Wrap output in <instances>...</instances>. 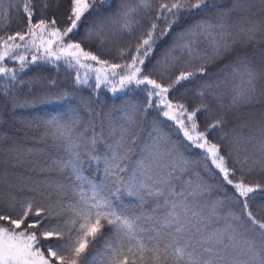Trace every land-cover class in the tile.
I'll return each mask as SVG.
<instances>
[{
  "label": "snow or ice",
  "instance_id": "obj_1",
  "mask_svg": "<svg viewBox=\"0 0 264 264\" xmlns=\"http://www.w3.org/2000/svg\"><path fill=\"white\" fill-rule=\"evenodd\" d=\"M58 3L0 0V96L13 110L40 101L68 108L35 121L44 129L41 140L50 143L26 152L44 156L32 169L43 179L18 177L13 183L0 172V264H264V0H233L229 8L214 0H119L106 14L99 9L112 8V0H67L57 18L48 13ZM213 8L215 16L206 15ZM20 13L23 29L9 34L13 15ZM93 13L84 35L73 39ZM177 27L172 43L148 67L157 44ZM109 35L131 42L117 46L114 55L104 53L110 58L84 47L97 40L102 46ZM250 45L251 52L235 51ZM233 52L217 78L195 92L200 103L176 99L185 83L207 73V63ZM37 62L73 69L74 83L94 95L101 85L113 94L142 87L143 102L114 115L96 112L92 97L73 106L74 94L67 91L21 99L19 85L56 84L20 78ZM206 96L218 102L219 118H210ZM245 107L258 112L226 130L225 113ZM153 110L169 130L156 120L145 127ZM198 114L206 116L203 125ZM172 128L187 147L201 150L199 161L184 154ZM6 151L22 155L18 146ZM92 163L102 172L99 180L86 174ZM201 171L219 182L209 183ZM17 191L31 195L18 198Z\"/></svg>",
  "mask_w": 264,
  "mask_h": 264
},
{
  "label": "trees",
  "instance_id": "obj_2",
  "mask_svg": "<svg viewBox=\"0 0 264 264\" xmlns=\"http://www.w3.org/2000/svg\"><path fill=\"white\" fill-rule=\"evenodd\" d=\"M119 0H112V8H104L101 7L99 11L101 13H107L109 11L115 10L118 5ZM216 4L220 6V8H229L232 5L233 0H214ZM67 7V0H59L58 7L54 6L53 10L50 11L49 15H55L57 18L63 16L65 9ZM216 9H209L206 15L215 16ZM96 13L92 15H88L83 23L80 25L78 33L73 37V39H79L84 35L85 29L90 26V22L95 16ZM233 19H235V14L233 15ZM190 23H194L195 20H190ZM25 24V19L22 13L18 15H13L11 19L10 26L7 27V32L9 34L22 30ZM184 22H182L183 26ZM180 31V27L174 28L173 32L161 40L152 55L150 61H146V65L151 67L152 64L161 56V53L164 51L172 43V38L176 32ZM139 33H137L138 35ZM131 42V38L127 36H117L112 37L109 35L104 44L101 46L99 40L95 41L91 45L85 44L84 47L95 52L97 55H101L102 58H110L105 56L104 53L111 51L113 55L115 54V49L117 46L123 47L127 46V44ZM205 45L202 42L201 47L203 48ZM261 48H264V44L260 45ZM235 51H239L243 53L244 51H252V46L250 45L248 49L237 48ZM235 58V52L232 54H226L222 58L218 60H213L206 64L207 73L202 77L198 75L195 80L190 83H185L184 87L180 88L178 93H174L176 99H187L190 104L192 103H200L199 98L195 95V92L199 89L200 85L205 81H212L217 78V73L221 68H223L226 64H228L231 60ZM9 67H17L18 62H7ZM183 69V64L179 65L175 69L176 75L179 74V71ZM147 70V69H146ZM81 74L85 71L84 69H80ZM75 71L60 64L59 67L56 65L47 63V62H37L35 64H31L28 68H26L22 73H20V78L24 81L32 80L36 77L43 78V84L47 85L49 81L54 80L56 82L55 86L51 88L42 87L40 84H22L18 86L17 95L21 99H28L30 101L37 100L43 92H60L67 91L73 93V106L79 105V101L81 97L88 98L92 97V107L96 112L108 113L113 112L114 115H119V109L125 107L129 103H141L143 102V88L140 89L131 88L122 92H118L113 94L109 88L101 85L97 90V94L94 95L92 88L88 86H79L74 83ZM3 83V79L0 78V84ZM90 84L93 81L90 80ZM186 94V95H185ZM205 103H208L210 107L213 109V116L210 118H219V114L221 110L219 109L218 102L213 100L211 96H206ZM224 104H228V100L225 98ZM68 110L67 105L65 103H55V102H36L30 103L28 106L23 108H16L13 110L11 105L7 102L6 98L0 96V136H3L4 139L0 142V149L4 151H0V172L7 173L8 176L12 179L13 183H19L18 177H28L31 176L33 180L43 179V174L40 176L37 175V172L32 171L33 168H39L44 163V156L40 154L39 151L33 153L32 155H28L27 149H46L47 144L50 141L45 142L41 140V133L44 131L43 127L38 126L35 121L40 117H44L51 114H63ZM80 115L84 117V122L88 121V112L81 105L79 107ZM251 112L256 114L258 112L257 108L248 109L241 108L239 113H225L226 115V130L236 127L237 125H243L246 121L252 119V116H249L248 113ZM198 119L201 124L206 119L205 114H198ZM156 120L165 130H169L171 125L166 123L162 117L155 111H151L146 118L145 127L151 121ZM83 126V125H82ZM99 130V129H97ZM172 139L175 140L178 144L181 145V150L184 151V154L190 157L194 161L200 160L201 150L195 149L194 147H187L185 142L182 140L180 134L174 129H171ZM242 136H247V130L245 129L242 133ZM18 146V151L22 153L20 157H17L15 153L10 154L7 149ZM99 151H104V145H98ZM102 167V164H101ZM86 174L92 178L97 180L102 178V172L98 171L95 163L91 165H85ZM199 170V169H198ZM53 177H57V173L51 174ZM201 175L205 177V179L209 180V183L217 184L219 182V177L215 179H210L209 175L203 171H201ZM253 180L256 178L253 177ZM43 190V189H42ZM228 192H231V189H228ZM17 197L31 195V193L27 191H17ZM214 195H220V192L214 193ZM125 202H134V198L125 197ZM107 231V230H106Z\"/></svg>",
  "mask_w": 264,
  "mask_h": 264
}]
</instances>
